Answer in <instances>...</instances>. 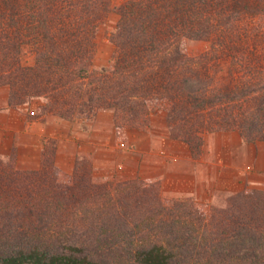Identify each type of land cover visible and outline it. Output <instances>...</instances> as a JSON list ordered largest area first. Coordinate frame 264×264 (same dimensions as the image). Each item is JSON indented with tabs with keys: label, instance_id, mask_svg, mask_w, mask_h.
Masks as SVG:
<instances>
[{
	"label": "trees",
	"instance_id": "trees-1",
	"mask_svg": "<svg viewBox=\"0 0 264 264\" xmlns=\"http://www.w3.org/2000/svg\"><path fill=\"white\" fill-rule=\"evenodd\" d=\"M112 12L113 57L95 68ZM189 40L209 47L191 56ZM0 86L10 107L41 99L38 116L111 109L121 139L164 112L195 156L209 132L264 140V0H0ZM54 154L34 169L0 157V264H264V189L166 201L151 180L94 181L88 158L67 173Z\"/></svg>",
	"mask_w": 264,
	"mask_h": 264
},
{
	"label": "crops",
	"instance_id": "crops-1",
	"mask_svg": "<svg viewBox=\"0 0 264 264\" xmlns=\"http://www.w3.org/2000/svg\"><path fill=\"white\" fill-rule=\"evenodd\" d=\"M6 89H0L5 90L0 97V157L13 158L20 169L38 168L52 141L56 165L67 173L73 172L78 159L86 157L100 177L163 180V186L173 193L206 201H212L221 190L237 192L252 185L264 189V140L245 141L232 129L209 132L201 153L193 157L189 146L170 138L163 125V132L154 128L129 130L127 141L134 148L128 153L117 134L113 110H100L91 119L38 116L41 99L10 107ZM172 146L184 150V166L173 167L176 162L168 149ZM126 155L132 157L130 163L125 161Z\"/></svg>",
	"mask_w": 264,
	"mask_h": 264
},
{
	"label": "rangeland",
	"instance_id": "rangeland-1",
	"mask_svg": "<svg viewBox=\"0 0 264 264\" xmlns=\"http://www.w3.org/2000/svg\"><path fill=\"white\" fill-rule=\"evenodd\" d=\"M123 1L124 0H113V3L115 5H118ZM116 19H117L116 13H114V12L110 13L107 20L104 23H102L97 30V34H96L97 47H96V52H95V57H94V67L95 68H101V67L107 66L110 64V62L112 60L113 53H114V45L109 39V34L111 31V27L115 23ZM208 47H209V43L206 41H203V40H189L187 42V52L191 56H197L201 52H204L205 50H207ZM23 60L26 63H30V62H32V56L30 54L26 53L24 55ZM221 73L225 74L226 72L223 70V72H221ZM2 88H5V86H0V89H2ZM6 90L8 93V88ZM3 93H5V90H0V97H1V95H3ZM2 105H3V103L0 102V106H2ZM164 120H165L164 112H160V111L154 112L151 115L150 121L148 122V125L145 128H148V129L154 128V129L158 130L159 132H163V125H165ZM145 128H143V129H145ZM132 129H136V128H129L127 130V133L129 130H132ZM127 139H128V136L125 139H122L124 141V145L122 147H123V150H126L128 153H131V150H132V148H134V146L130 142H128ZM48 145H53L52 141H49ZM161 147H162V145H161ZM202 147H201V151H202ZM168 149L172 150V153H171L173 155L172 159H175L172 161L176 162L175 164L173 163V167L176 166L179 168V166H184L185 165V159L181 157V155H183L184 150H182L179 146H172V147H169ZM189 149H190V147H189ZM201 151H200V153H201ZM189 153L191 156L196 157L193 154V152L191 151V149H190ZM126 157H128V158L125 161L127 163H130L129 160H131L132 157L130 155H126ZM6 160H9V159H6ZM186 163H187V165H190V162L187 161ZM178 168H175V169H178ZM92 178L94 181L110 180V181L117 182L119 180H124V179H128V178H141V177H138V176L100 177L94 173V168L92 165ZM141 179H144V178H141ZM144 180H149V179H144ZM150 180L152 182H155L158 185L159 194H160L161 198L163 200H166V201H168V200H181V201L191 200V201H193L199 205L206 204L208 206H211V205H213V206H224L227 203V200H228L230 194L233 193L230 191L221 190V191H218L217 193L214 194L212 201H206L202 197H201V199H197L192 195H188V194L183 195L180 193H178V194L173 193L168 189L169 187L167 188V186H163V180H158V179L157 180L150 179ZM247 187H256V185L255 186H253V185L247 186ZM256 188H259V187H256Z\"/></svg>",
	"mask_w": 264,
	"mask_h": 264
}]
</instances>
